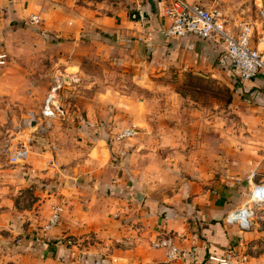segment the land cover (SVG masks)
I'll use <instances>...</instances> for the list:
<instances>
[{
  "label": "rangeland",
  "instance_id": "rangeland-1",
  "mask_svg": "<svg viewBox=\"0 0 264 264\" xmlns=\"http://www.w3.org/2000/svg\"><path fill=\"white\" fill-rule=\"evenodd\" d=\"M188 1L220 9L233 34L249 27L264 54V0ZM30 13L42 23L29 24ZM132 14L127 0H42L23 20L1 15L8 62L0 67V264H42L29 242L45 238L53 205H64L59 192L72 200L84 195L79 187L92 188L98 149L130 125L140 129L126 143L134 168L154 195L178 197L184 209L227 182L241 204L249 178L264 181V87H246L214 40L203 60L189 65L181 50L175 61L177 39ZM19 143L31 151L25 164L10 162L8 149ZM256 213L237 242L243 264H264V210Z\"/></svg>",
  "mask_w": 264,
  "mask_h": 264
},
{
  "label": "crops",
  "instance_id": "crops-1",
  "mask_svg": "<svg viewBox=\"0 0 264 264\" xmlns=\"http://www.w3.org/2000/svg\"><path fill=\"white\" fill-rule=\"evenodd\" d=\"M36 1L42 0H0V17L6 13L10 19L23 20L24 13L31 10ZM127 1L132 6L133 0ZM145 9L152 26L158 28L163 14L162 5L151 0L146 3ZM177 42L171 55L178 61L181 50H186V54L191 56L187 63L199 57L203 60L208 55L207 50L211 48L213 51L212 47L216 46L213 40L196 36L177 39ZM246 83L250 89H261L264 78ZM130 148L128 144L116 142H112L111 146L108 144L105 149L100 147L98 152L101 151V156L96 160L97 167L93 172V187H79L84 195H75L77 199L72 200L63 199L59 192L58 200H63L65 205L61 223L53 230L41 229L39 235L45 237L44 240L29 242L28 250L38 255L42 264H70L67 258L73 256L77 260L71 264H216L210 256L223 253L221 243H227V240L215 236L217 231L216 226L210 224L212 220L222 221L228 243H233V247L238 246V240L247 232L242 233L237 227L226 223L227 214L243 204L233 199L235 190L232 182H227L228 188L224 191H215L214 197L196 196L184 203L181 198V205H187L184 209L178 204V197L162 199L151 192L146 174H143L145 172L133 166ZM106 150L110 157L106 156ZM115 157L117 162H113ZM140 192L145 195L142 204L135 201V196ZM181 197L186 196L182 194ZM203 228L207 230V237L203 234ZM159 233L174 239L181 258L169 263L164 249L151 245ZM69 237L74 242L73 246L64 244ZM83 256L86 260H79Z\"/></svg>",
  "mask_w": 264,
  "mask_h": 264
},
{
  "label": "built area",
  "instance_id": "built-area-1",
  "mask_svg": "<svg viewBox=\"0 0 264 264\" xmlns=\"http://www.w3.org/2000/svg\"><path fill=\"white\" fill-rule=\"evenodd\" d=\"M75 3L86 0H73ZM151 0H133L132 17L137 22L151 23L145 5ZM162 5V17L157 32L169 39H181L187 36H196L202 39L214 40L222 43L225 49V59L230 63L235 75L247 82L259 77L264 78V54L251 45V29L243 28L238 34H233L227 28L223 12L214 7H206L188 0H153ZM31 25L38 26L42 18L38 14H31L28 20ZM8 62V54L0 51V67ZM140 133L136 125L121 129L114 136L113 142L126 144ZM10 162L25 164L30 157L27 143L13 145L9 149ZM249 197L243 204L226 216V223L235 226L242 233L248 232L254 226L257 218V209L264 210V181L253 182L249 178ZM64 206L55 204L45 229H51L61 222ZM70 244L71 241L68 240ZM152 246L162 248L168 262L181 258V252L174 239L159 233ZM237 247H231L223 255H211L210 259L216 264H243L247 256L237 255Z\"/></svg>",
  "mask_w": 264,
  "mask_h": 264
},
{
  "label": "trees",
  "instance_id": "trees-1",
  "mask_svg": "<svg viewBox=\"0 0 264 264\" xmlns=\"http://www.w3.org/2000/svg\"><path fill=\"white\" fill-rule=\"evenodd\" d=\"M155 24H156V22H155ZM158 24V23H157ZM160 25V24H159ZM159 27V26H158ZM248 83H245V86L247 85ZM150 203V202H149ZM210 224L211 225H213V226H216V237L217 238H220V237H225L226 238V240H227V243L226 242H222L221 243V245H222V252L223 253H219V256H221V255H223L224 254V251H226V249H230L231 247H232V245H233V243L231 244V243H228V237H227V233H226V231L224 230V228H223V225H222V221H217V220H212L211 222H210ZM205 233H207V230L205 229V228H203V234H205ZM210 233H212L211 231H210ZM207 234H205V236H206ZM207 237V236H206ZM219 244H220V241L218 242ZM231 245V246H230Z\"/></svg>",
  "mask_w": 264,
  "mask_h": 264
},
{
  "label": "water",
  "instance_id": "water-1",
  "mask_svg": "<svg viewBox=\"0 0 264 264\" xmlns=\"http://www.w3.org/2000/svg\"><path fill=\"white\" fill-rule=\"evenodd\" d=\"M33 126H35V123L33 122V124H32ZM144 197H145V195H144V193H138L136 196H135V201L138 203V204H142L143 203V201H144Z\"/></svg>",
  "mask_w": 264,
  "mask_h": 264
}]
</instances>
